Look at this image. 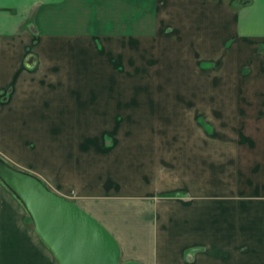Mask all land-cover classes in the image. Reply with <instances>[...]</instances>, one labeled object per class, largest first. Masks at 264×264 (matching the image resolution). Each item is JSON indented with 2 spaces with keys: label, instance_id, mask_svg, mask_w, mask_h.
<instances>
[{
  "label": "crops",
  "instance_id": "obj_1",
  "mask_svg": "<svg viewBox=\"0 0 264 264\" xmlns=\"http://www.w3.org/2000/svg\"><path fill=\"white\" fill-rule=\"evenodd\" d=\"M133 45L138 67L160 70L147 81L169 85L163 161L160 92L129 91ZM136 99L149 101L133 104L137 140L119 146ZM0 158L94 217L120 254L154 252L128 261L264 264V0H0ZM162 165L183 210L150 201ZM0 264H58L1 182Z\"/></svg>",
  "mask_w": 264,
  "mask_h": 264
},
{
  "label": "water",
  "instance_id": "obj_2",
  "mask_svg": "<svg viewBox=\"0 0 264 264\" xmlns=\"http://www.w3.org/2000/svg\"><path fill=\"white\" fill-rule=\"evenodd\" d=\"M0 182L20 201L34 232L58 264H140L121 262L119 245L110 232L37 177L0 160Z\"/></svg>",
  "mask_w": 264,
  "mask_h": 264
},
{
  "label": "rangeland",
  "instance_id": "obj_3",
  "mask_svg": "<svg viewBox=\"0 0 264 264\" xmlns=\"http://www.w3.org/2000/svg\"><path fill=\"white\" fill-rule=\"evenodd\" d=\"M131 43L133 41H130ZM132 49H130L129 51V66L126 67V73L128 75V82H129V91L136 94L137 92H141L142 90L144 91H149L151 93L153 92H160V106L162 108V116H161V126H160V131H159V136H160V139H161V146H162V161L164 160V158H167L168 156V151L166 152L165 150H167V148H165L164 146H167V144L169 143V139H171V130H170V124H169V121H168V117L166 115L167 112H163V111H167V108H169V105H170V100L167 99L166 97H168V93H169V90H168V84H164V83H157V84H153L151 82L152 80V75L154 73V71H157L160 72L159 68H154L153 65L149 64V66H147L146 68L144 67V70L142 67H138V61H137V55L139 54L138 52H136V46L133 45L131 46ZM148 54H151V53H148ZM116 74V73H114ZM161 74V73H160ZM142 75H145L144 77V81H142L140 78V76ZM201 78V75L198 76L197 75V80H200ZM151 79L150 81H147ZM147 81V82H146ZM195 88L197 86H194ZM144 103V104H147L149 101L146 100V101H143V100H140V99H136V100H133V101H130V110H129V121L130 123H135L134 121L136 120H133L136 119V115H134L136 113V111L134 112L133 111V108H136V105H133L135 103ZM152 102V101H151ZM155 102V107H157V101L154 100ZM173 102V101H171ZM141 103V104H142ZM133 114V115H132ZM152 123V121H151ZM130 128L124 131H122L120 134L116 133V136H117V140L118 141V145H122V137L125 138L126 136H128V139H136L137 140V130H136V125L132 124V125H129ZM148 130H145V132H142L141 135H144L143 139L144 140H147L148 138L151 139V137H148ZM173 134V133H172ZM114 139H116V137H114ZM161 174H162V190H161V194H160V199H158V197H154L151 201V203H154V204H158V201L160 200V204H161V207H162V210H165V211H172L173 208L175 206H177L180 210H183V207L179 206V205H175L174 204V201L173 200H177L178 199H181V200H185V198H187L184 193H181V192H178L177 194H174V193H171L169 191V188H168V183H169V175H168V169L167 167H164L162 165L161 167ZM40 181L44 184V182L40 179ZM139 202V205H142V203H146L148 202V200H145V201H138ZM137 202V203H138ZM183 202V201H182ZM27 218L28 215H27ZM30 219V218H29ZM167 223V222H165ZM161 232H160V241L162 242L161 245L162 246H168L167 245V242H168V238H167V233H168V230L169 228L162 225L161 224ZM114 231H116V229H114ZM155 239V238H154ZM182 241V242H181ZM136 246V245H135ZM148 246V245H147ZM130 247H132L131 245H129V247L125 246V245H122V253L120 254V261L121 262H126L128 261V258L129 257H137L138 255H143V254H146L145 256L143 257H147L149 255L150 256H154V252H148V253H144V245L143 244H138L136 246V251H132L130 249ZM134 248V247H132ZM176 252V255L177 256H181L182 259L179 261L180 263H183V261H188L189 263L191 262V256L194 255L193 252L194 251H191L190 249L189 250H185V242L183 241V239L180 240V242L178 243L177 245V250L175 251Z\"/></svg>",
  "mask_w": 264,
  "mask_h": 264
},
{
  "label": "trees",
  "instance_id": "obj_4",
  "mask_svg": "<svg viewBox=\"0 0 264 264\" xmlns=\"http://www.w3.org/2000/svg\"><path fill=\"white\" fill-rule=\"evenodd\" d=\"M0 160H2V159L0 158ZM28 220H30V219L28 218Z\"/></svg>",
  "mask_w": 264,
  "mask_h": 264
}]
</instances>
